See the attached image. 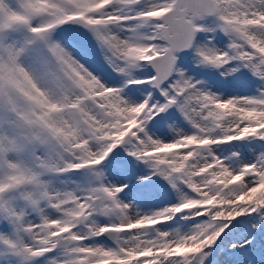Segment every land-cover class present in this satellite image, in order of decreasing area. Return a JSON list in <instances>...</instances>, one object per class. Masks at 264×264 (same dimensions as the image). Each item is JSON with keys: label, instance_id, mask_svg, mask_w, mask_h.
Returning <instances> with one entry per match:
<instances>
[{"label": "snow or ice", "instance_id": "snow-or-ice-1", "mask_svg": "<svg viewBox=\"0 0 264 264\" xmlns=\"http://www.w3.org/2000/svg\"><path fill=\"white\" fill-rule=\"evenodd\" d=\"M0 264H264V0H0Z\"/></svg>", "mask_w": 264, "mask_h": 264}]
</instances>
